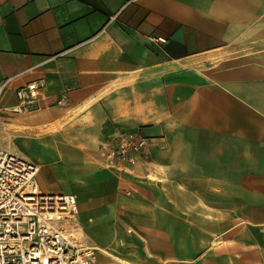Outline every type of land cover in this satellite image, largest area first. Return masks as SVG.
Wrapping results in <instances>:
<instances>
[{
	"label": "crops",
	"instance_id": "crops-1",
	"mask_svg": "<svg viewBox=\"0 0 264 264\" xmlns=\"http://www.w3.org/2000/svg\"><path fill=\"white\" fill-rule=\"evenodd\" d=\"M4 84L0 139L42 192L76 197L87 243L128 264H264V0H0ZM140 136L135 164L106 166Z\"/></svg>",
	"mask_w": 264,
	"mask_h": 264
},
{
	"label": "built area",
	"instance_id": "built-area-1",
	"mask_svg": "<svg viewBox=\"0 0 264 264\" xmlns=\"http://www.w3.org/2000/svg\"><path fill=\"white\" fill-rule=\"evenodd\" d=\"M5 87H0V104ZM42 88L34 82L19 89L20 103L14 110L31 111ZM147 144L142 136L123 141L106 151V166L123 170L135 164V155ZM38 173L35 164L0 149V264H95L96 249L79 233L76 197L45 194L39 187Z\"/></svg>",
	"mask_w": 264,
	"mask_h": 264
},
{
	"label": "rangeland",
	"instance_id": "rangeland-1",
	"mask_svg": "<svg viewBox=\"0 0 264 264\" xmlns=\"http://www.w3.org/2000/svg\"><path fill=\"white\" fill-rule=\"evenodd\" d=\"M99 220H100V223H99ZM98 223L101 224L102 221H101V218H99L98 220ZM89 224L91 222H88ZM95 223V222H94ZM82 229V232L80 233L81 235H84V230L83 228L81 227ZM129 228H123L124 232L127 233V235H133V234H129L128 233V230ZM122 232V230H121ZM87 244H89L90 246L93 245V247L96 249V264H128L126 261H124L122 258H118V257H111L110 255L106 254L103 250L104 249V243L103 242H99V241H94V242H88ZM109 248H107L108 250L107 251H113L115 252V250H113L114 248L112 246H116L118 249L120 250H123L124 252H129L131 250H133L134 248V243L133 241H130L129 239L127 241H123V242H120V241H115V242H109L107 243ZM112 245V246H111ZM124 261V262H123ZM126 262V263H125ZM130 264V263H129Z\"/></svg>",
	"mask_w": 264,
	"mask_h": 264
},
{
	"label": "bare ground",
	"instance_id": "bare-ground-1",
	"mask_svg": "<svg viewBox=\"0 0 264 264\" xmlns=\"http://www.w3.org/2000/svg\"><path fill=\"white\" fill-rule=\"evenodd\" d=\"M0 148L1 149L3 148V149H6V150H9V152L10 151H12V152H18V150L16 151L15 150L16 148L12 144H10L9 142H7V140H4V139H0ZM95 264H96V262H95Z\"/></svg>",
	"mask_w": 264,
	"mask_h": 264
}]
</instances>
